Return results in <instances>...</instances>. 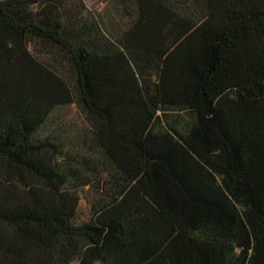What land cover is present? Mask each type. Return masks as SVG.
<instances>
[{"label":"trees","instance_id":"16d2710c","mask_svg":"<svg viewBox=\"0 0 264 264\" xmlns=\"http://www.w3.org/2000/svg\"><path fill=\"white\" fill-rule=\"evenodd\" d=\"M125 11L0 0V264H264V0Z\"/></svg>","mask_w":264,"mask_h":264},{"label":"rangeland","instance_id":"374dc122","mask_svg":"<svg viewBox=\"0 0 264 264\" xmlns=\"http://www.w3.org/2000/svg\"><path fill=\"white\" fill-rule=\"evenodd\" d=\"M85 6L93 11L101 20L103 26L110 34L120 35L127 27L129 16L125 7L131 8L133 0H82ZM191 3V2H190ZM59 116L67 121L80 120L81 116L75 106L66 107L59 112ZM80 218L87 219L90 209V202L97 197L94 188L85 187L80 191Z\"/></svg>","mask_w":264,"mask_h":264},{"label":"crops","instance_id":"0c3cea01","mask_svg":"<svg viewBox=\"0 0 264 264\" xmlns=\"http://www.w3.org/2000/svg\"><path fill=\"white\" fill-rule=\"evenodd\" d=\"M70 106H75L77 113H79V115H80L79 108L77 107L76 104H72ZM66 107H69V106H66ZM66 107H64L58 111V116H59V112L64 111ZM61 120H62V123L60 125H58L56 123L53 127L50 128V130L48 131L47 134L54 133V135H57V132L60 131L61 134L63 135V137H66L68 139L71 137H75V135L77 133V129L80 126H83V124H84V121L82 120V118L80 120H77V121H75V120L67 121L63 118H61Z\"/></svg>","mask_w":264,"mask_h":264}]
</instances>
